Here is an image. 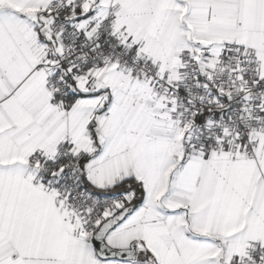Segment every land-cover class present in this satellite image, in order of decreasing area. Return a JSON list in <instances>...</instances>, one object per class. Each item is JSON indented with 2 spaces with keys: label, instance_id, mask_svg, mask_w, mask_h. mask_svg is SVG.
<instances>
[{
  "label": "snow or ice",
  "instance_id": "snow-or-ice-1",
  "mask_svg": "<svg viewBox=\"0 0 264 264\" xmlns=\"http://www.w3.org/2000/svg\"><path fill=\"white\" fill-rule=\"evenodd\" d=\"M0 264H264V0H0Z\"/></svg>",
  "mask_w": 264,
  "mask_h": 264
}]
</instances>
